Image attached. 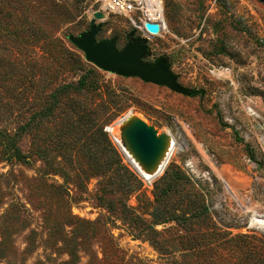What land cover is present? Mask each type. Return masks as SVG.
<instances>
[{
  "label": "rangeland",
  "instance_id": "rangeland-1",
  "mask_svg": "<svg viewBox=\"0 0 264 264\" xmlns=\"http://www.w3.org/2000/svg\"><path fill=\"white\" fill-rule=\"evenodd\" d=\"M159 1L158 34L109 15L96 39L120 49L135 29L142 60L163 59L193 95L84 59L66 35L89 28L99 0H0V264L259 261L245 241L264 239L251 221L264 215V0ZM127 113L177 144L150 182L96 130ZM155 184L171 190L160 202ZM192 201L208 207L202 223L152 232L153 215Z\"/></svg>",
  "mask_w": 264,
  "mask_h": 264
},
{
  "label": "water",
  "instance_id": "water-1",
  "mask_svg": "<svg viewBox=\"0 0 264 264\" xmlns=\"http://www.w3.org/2000/svg\"><path fill=\"white\" fill-rule=\"evenodd\" d=\"M89 28L77 36L66 35L77 49L83 53L84 59L100 70L122 77H137L143 82L165 86L170 90L184 95L193 92L182 87L176 76L169 70L167 63L160 59L155 63L142 60L147 52V37L136 36L135 29L126 35V43L117 48L115 39H96L100 24L96 19H103L101 11L93 13ZM144 28L151 34H158L161 25L157 21H146ZM119 124L118 132L122 146L144 170L154 172L165 157L169 134L158 133L150 124L136 115L124 116Z\"/></svg>",
  "mask_w": 264,
  "mask_h": 264
},
{
  "label": "trees",
  "instance_id": "trees-1",
  "mask_svg": "<svg viewBox=\"0 0 264 264\" xmlns=\"http://www.w3.org/2000/svg\"><path fill=\"white\" fill-rule=\"evenodd\" d=\"M52 40H53V42H55L56 44L59 45V40L56 37H54ZM60 47H62L68 54H70L72 56V53L69 52L67 49H65L63 47V45L60 44ZM65 86L69 88V92L70 91H73V92L79 91L84 87L83 79H80V81L77 85L66 84ZM96 124H97V122H96ZM96 130L100 134V137L102 138V140L106 142L105 146L109 147L110 143H109V141H107V136H106L107 133L105 131H102V127H99V126ZM0 136L2 138L4 136L6 138L9 137L8 134L3 133L1 131H0ZM110 149H111V147H110ZM174 178H176V176ZM188 181H189V179L186 178V182H188ZM154 188H155V194H154L155 199L158 202H160V200L162 198H164V196H167L169 194V191H171L170 188H167L166 186L160 187V186H158V184H155ZM207 213H208V207L203 202L192 201L191 205H189V207L186 208L185 211H183L180 214L166 210V211L160 212L159 215H157V216L153 215L152 225H150V227H151L152 232H155L153 225H155L157 223H165L168 221H174V222L178 223L184 229H188L195 223H199V222L202 223L204 221V219L206 218ZM205 237L210 238V234L203 231L200 238L204 239ZM189 240L194 242L195 237L190 236ZM151 241L155 245L157 244V241L155 240L154 235L151 238ZM258 243H262V245H260ZM206 246H208V245H206ZM245 246L247 247L248 250H251L252 258L253 259L256 258L257 260H259L253 264H264V247H263L264 246V239L258 240L257 243H253L247 239V241H245ZM207 248H208V250L211 249L210 245ZM258 248H260V250ZM262 253H263V255H262ZM219 256L221 259L222 258L221 255H219ZM168 264H179V262L176 260H173V259H169Z\"/></svg>",
  "mask_w": 264,
  "mask_h": 264
},
{
  "label": "built area",
  "instance_id": "built-area-1",
  "mask_svg": "<svg viewBox=\"0 0 264 264\" xmlns=\"http://www.w3.org/2000/svg\"><path fill=\"white\" fill-rule=\"evenodd\" d=\"M159 0H99L98 10L105 14L109 15H119L124 16L131 21L133 26L140 28V30L146 36H154L156 34H151L144 28V23L146 21H156L154 18H150L147 13L151 10H154L157 7ZM158 22V21H157ZM112 127L108 126L104 128V131L111 135ZM119 133V132H118ZM113 145L116 149L124 154H128L124 150L119 134L111 138ZM126 159V158H125Z\"/></svg>",
  "mask_w": 264,
  "mask_h": 264
},
{
  "label": "bare ground",
  "instance_id": "bare-ground-1",
  "mask_svg": "<svg viewBox=\"0 0 264 264\" xmlns=\"http://www.w3.org/2000/svg\"><path fill=\"white\" fill-rule=\"evenodd\" d=\"M147 15L150 18H154L156 21H158L160 23V21L162 20V8H161L160 1L158 2L157 7L154 10L150 9V11L147 13ZM160 25H161V23H160ZM126 116H131V114L127 113ZM111 127H112L111 135L117 136L119 134L118 133L119 124H116V125L111 126ZM168 142H169V140H168ZM176 145L177 144L174 143V142H172L170 145L167 144L165 157L160 162V165L157 168V170L154 171V172H148V171L144 170L143 167L140 166L138 164V162L135 161L132 158V156L128 153V151H127L128 154L127 155L124 154V155H125V158H127L129 163L132 165V167L137 171V173L141 177H143L146 181L150 182L151 180H153L156 176H158L163 171V169L165 168V166H166L167 162L169 161L170 157L177 150V146ZM124 150H126V149L124 148ZM251 221H252V223H255V224L261 226L262 228H264V215H253Z\"/></svg>",
  "mask_w": 264,
  "mask_h": 264
}]
</instances>
